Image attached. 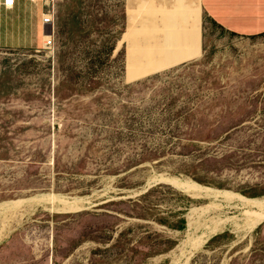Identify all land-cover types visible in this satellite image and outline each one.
I'll return each mask as SVG.
<instances>
[{"label":"rangeland","instance_id":"1","mask_svg":"<svg viewBox=\"0 0 264 264\" xmlns=\"http://www.w3.org/2000/svg\"><path fill=\"white\" fill-rule=\"evenodd\" d=\"M45 10L50 48L0 50V264H264V33L201 0Z\"/></svg>","mask_w":264,"mask_h":264},{"label":"crops","instance_id":"2","mask_svg":"<svg viewBox=\"0 0 264 264\" xmlns=\"http://www.w3.org/2000/svg\"><path fill=\"white\" fill-rule=\"evenodd\" d=\"M0 0V50L39 48L46 25L40 0H14L5 8ZM209 17L220 27L236 34L264 33V0H201ZM41 39V40H40Z\"/></svg>","mask_w":264,"mask_h":264},{"label":"built area","instance_id":"3","mask_svg":"<svg viewBox=\"0 0 264 264\" xmlns=\"http://www.w3.org/2000/svg\"><path fill=\"white\" fill-rule=\"evenodd\" d=\"M30 1L37 2L38 0H30ZM40 1L42 2L43 7H44L43 11H42V16H41L42 22H43V24H49L51 22L52 14H51L50 10L49 11L45 10V0H40ZM2 4L5 8H10L13 6L14 0H12L11 3H9L8 0H3ZM52 45H53L52 32H50V30H49V33L44 34V36H43L42 48L43 49L50 48Z\"/></svg>","mask_w":264,"mask_h":264},{"label":"bare ground","instance_id":"4","mask_svg":"<svg viewBox=\"0 0 264 264\" xmlns=\"http://www.w3.org/2000/svg\"><path fill=\"white\" fill-rule=\"evenodd\" d=\"M46 8H47V5H46ZM41 40V39H40ZM49 197V196H48ZM20 202H21V200H20ZM23 202V201H22ZM26 202V201H25ZM32 201H30V203H31ZM32 203H34V202H32ZM26 204H27V202H26ZM30 205V204H29ZM26 207H25V204H24V202L23 203H17V204H15V205H12V206H10L9 208H8V213H9V220L14 216L13 214H15V211L16 210H19V209H25ZM29 208V207H28Z\"/></svg>","mask_w":264,"mask_h":264},{"label":"snow or ice","instance_id":"5","mask_svg":"<svg viewBox=\"0 0 264 264\" xmlns=\"http://www.w3.org/2000/svg\"><path fill=\"white\" fill-rule=\"evenodd\" d=\"M8 2H9V3H11V2H12V0H8Z\"/></svg>","mask_w":264,"mask_h":264}]
</instances>
